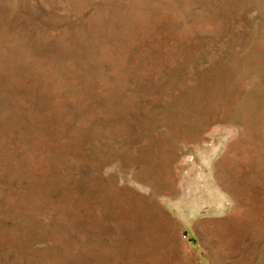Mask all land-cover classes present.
<instances>
[{"label": "rangeland", "instance_id": "1", "mask_svg": "<svg viewBox=\"0 0 264 264\" xmlns=\"http://www.w3.org/2000/svg\"><path fill=\"white\" fill-rule=\"evenodd\" d=\"M0 264H264V0H0Z\"/></svg>", "mask_w": 264, "mask_h": 264}]
</instances>
